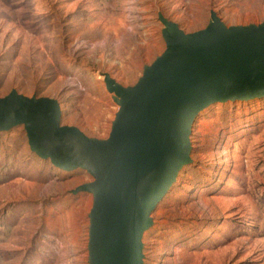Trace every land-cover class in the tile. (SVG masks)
<instances>
[{"label": "rangeland", "instance_id": "rangeland-1", "mask_svg": "<svg viewBox=\"0 0 264 264\" xmlns=\"http://www.w3.org/2000/svg\"><path fill=\"white\" fill-rule=\"evenodd\" d=\"M213 11L264 22V0H0V96L55 99L63 125L106 139L119 105L105 76L134 86L166 48L161 17L192 33ZM190 140L143 264H264V98L210 105ZM93 181L34 153L24 124L0 132V264H89L94 195L74 191Z\"/></svg>", "mask_w": 264, "mask_h": 264}, {"label": "water", "instance_id": "water-1", "mask_svg": "<svg viewBox=\"0 0 264 264\" xmlns=\"http://www.w3.org/2000/svg\"><path fill=\"white\" fill-rule=\"evenodd\" d=\"M166 48L134 86L110 75L119 105L106 139L61 123L60 103L13 90L0 96V132L24 124L31 150L60 169L78 168L90 192L89 264H143V234L152 212L190 165L192 127L202 110L226 101L264 98V22L227 26L217 12L187 33L161 17Z\"/></svg>", "mask_w": 264, "mask_h": 264}, {"label": "bare ground", "instance_id": "bare-ground-1", "mask_svg": "<svg viewBox=\"0 0 264 264\" xmlns=\"http://www.w3.org/2000/svg\"><path fill=\"white\" fill-rule=\"evenodd\" d=\"M243 15V14H242ZM245 15V14H244ZM239 21H240V19H238ZM236 21H237V19H236Z\"/></svg>", "mask_w": 264, "mask_h": 264}]
</instances>
